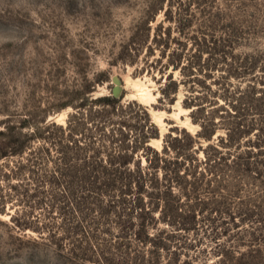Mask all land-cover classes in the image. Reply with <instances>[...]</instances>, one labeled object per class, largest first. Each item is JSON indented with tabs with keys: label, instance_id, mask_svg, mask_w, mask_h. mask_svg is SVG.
I'll return each mask as SVG.
<instances>
[{
	"label": "rangeland",
	"instance_id": "374dc122",
	"mask_svg": "<svg viewBox=\"0 0 264 264\" xmlns=\"http://www.w3.org/2000/svg\"><path fill=\"white\" fill-rule=\"evenodd\" d=\"M211 37L224 50L205 52L202 63L216 67L199 70L193 64L199 46H215ZM114 75L121 96L112 92ZM251 87L264 94V0H0V129L11 125V133L33 135L26 150L44 158L47 173L59 176L66 166L62 144L74 153V141L84 146L88 134L94 148L105 150L103 133L119 130L128 136L127 152L135 147L140 129L121 125L118 116L105 127L96 117L100 103L79 107L86 97L121 98L117 112L125 109L128 122L145 125L146 109L157 127L128 164L109 161L119 153L113 147L92 163L150 172L141 200L90 193L83 179L69 188L64 181L31 184L27 192L36 197L15 194L0 213V264H264V165L241 174L228 190L219 189L225 213L200 212L189 231L167 223L165 201L153 196L154 183L165 191V165L175 159L176 137L197 139L190 150L202 166L212 152L205 150L208 144L230 159L242 152L220 145L228 135L225 123L239 114L231 104L239 102L224 97L232 92L241 99ZM198 103L202 117L215 118L211 140L197 135ZM250 120L261 127L252 110ZM254 133L259 134L255 130L251 142Z\"/></svg>",
	"mask_w": 264,
	"mask_h": 264
},
{
	"label": "trees",
	"instance_id": "16d2710c",
	"mask_svg": "<svg viewBox=\"0 0 264 264\" xmlns=\"http://www.w3.org/2000/svg\"><path fill=\"white\" fill-rule=\"evenodd\" d=\"M185 10L186 13H188L190 11L189 6H187ZM211 39L212 45L215 46L207 44L205 39H203L205 45L202 44L199 46V53L196 55V61L193 63L197 65V69L205 64L212 69L214 66L216 67V65L211 62L202 63L203 54L205 52L211 54L212 50L215 53L224 50L223 48L221 49V43H216L214 37H211ZM206 59L207 58H205L204 61H207ZM182 68L184 69L183 66ZM168 90L169 89L165 88V97H169L170 91ZM257 93L258 90L255 87H251L247 95L241 97V99L235 97L232 92H229L228 95L224 97L225 101L231 102V100H233L234 102V100H237L239 102V106L238 104L231 103L232 107L237 110L236 113H239L238 119L236 118L233 121L225 123L227 126L228 124L230 125L227 127V139L226 141H223V138L220 139V145L227 147V151L231 149L242 151L236 154L232 159L225 155L218 145L208 144L205 150L207 151L210 149L212 152H207L208 155L204 162L205 166H202L201 163L203 161L197 162L195 155L190 150L193 148L197 139L189 134L185 141H182V139L178 137L174 138L175 142L171 145L176 155L174 160H168L165 165V191L159 189L158 183H154L155 185H153L156 190V193L153 195L154 198L158 197V201H165V221L167 223L179 229L189 231L197 227L195 221L198 213H225V211L220 209L224 201H220L217 197L219 189L228 190L227 187L233 186L235 183L239 182L238 178L241 174L255 170L254 168H257L255 165H264V158L257 159L259 155L264 154V94L257 95ZM90 98L91 97H86L84 101L80 103L79 107L89 106L92 103H100L102 108L97 112L96 117H99L100 123H103L105 127L109 124H113V117L118 116L121 118L119 120L121 125L140 129V135L135 141L133 150H131L130 153L127 152L129 148V141H127L128 136L119 130H116L115 133H103L102 136H104V138L102 140L107 144L103 143L101 146H103L105 150L94 148L92 146L94 141L91 140L92 135L88 134V136L84 137L89 139L84 146L76 144L74 141V147L76 148L74 153L73 151L71 152V146L68 143L61 145L60 158L62 163L66 164V166L58 169L57 173H59V176H56L53 173H47L44 166V158L42 156H33V152H27L26 149L30 142L29 138L31 136L33 137V135L29 136L28 133H22L20 130L11 133L15 130L11 125L5 129H0V181L4 182L0 184V213L5 211L4 207L7 201L14 198L16 195H26L29 199L36 197L37 194H29L27 192V187H30V185L34 183L35 186L44 187V185L47 184L58 185V183H63L64 181L69 188L72 186V183H75L78 179H83L85 188H87L90 193L101 196H119L125 199L128 196H135L140 200L142 199L141 197L146 191L145 183L148 178H151L150 172L145 171L143 168L132 170L108 168L107 166H92V163H98L102 153L107 152L108 148L112 147L114 150L118 148L119 153L116 156L111 155L109 159L110 162L115 160V158L121 159V162L125 164L131 162L134 157V149H137L139 146H144V144L148 142L149 137L155 135L157 132V127L152 123L150 113L144 109L143 116L146 124L139 127L128 122V119L124 118L127 113L125 109H121V111L117 112V108L122 107L120 103L121 98L112 95H103L96 99ZM184 105L190 107V103L185 102ZM125 107L131 109V103H128ZM197 109L199 110V114L193 118L195 123L201 125V130L197 135L211 140L215 133V118L213 116H208L207 119L202 117V110H204V108L201 103H198ZM250 110L259 115L262 124L261 127H256V124H258L257 121H247ZM92 114L95 116L93 112L90 117H92ZM148 123L150 124V130L146 131L144 128L148 126ZM205 123H207L210 128L207 129L206 127L208 126H206ZM24 126H20V128ZM70 127L71 124L69 123V130H71ZM255 130L256 132L258 131L259 134L254 133L256 134L255 141L251 142L249 137ZM62 131L65 133L66 130L62 129ZM244 139L246 140L243 143ZM244 145H246V147H243ZM255 148H257V150H254ZM166 151L167 147H165V152ZM13 157H17L18 159L10 164L8 159ZM253 157H255V160L252 159ZM75 160H81V162H83L82 164L85 166L83 168H75L71 163ZM27 172L31 173V177L26 175ZM13 179H16L18 184L9 183ZM22 182L26 187V192L21 191L19 188ZM7 186L14 190L15 193L4 192V187ZM229 215L230 217L232 216V214Z\"/></svg>",
	"mask_w": 264,
	"mask_h": 264
},
{
	"label": "water",
	"instance_id": "95a60500",
	"mask_svg": "<svg viewBox=\"0 0 264 264\" xmlns=\"http://www.w3.org/2000/svg\"><path fill=\"white\" fill-rule=\"evenodd\" d=\"M113 82L115 83V86L113 88V94L114 96H121L120 92H121V80L117 75H114L112 77Z\"/></svg>",
	"mask_w": 264,
	"mask_h": 264
},
{
	"label": "bare ground",
	"instance_id": "6f19581e",
	"mask_svg": "<svg viewBox=\"0 0 264 264\" xmlns=\"http://www.w3.org/2000/svg\"><path fill=\"white\" fill-rule=\"evenodd\" d=\"M144 89H145V88H144ZM144 89H143V90L141 89L142 91L140 92V94H141L142 96H147V97H149L150 94L148 95L147 91H145ZM147 90H148V89H147ZM149 90H150V89H149ZM138 91H139V90H138ZM161 115H163V114H161ZM160 117H161V116H160Z\"/></svg>",
	"mask_w": 264,
	"mask_h": 264
}]
</instances>
